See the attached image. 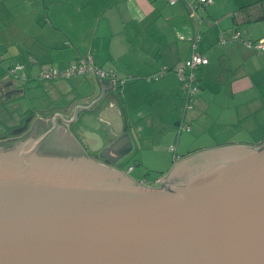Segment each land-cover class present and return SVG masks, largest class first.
Segmentation results:
<instances>
[{
  "label": "crops",
  "instance_id": "crops-1",
  "mask_svg": "<svg viewBox=\"0 0 264 264\" xmlns=\"http://www.w3.org/2000/svg\"><path fill=\"white\" fill-rule=\"evenodd\" d=\"M191 7L195 8L192 15ZM233 29L248 41L264 37V0H212L204 6L196 0L173 4L167 0H0V75L20 63L27 80H36L40 68H65L79 57H90L97 67L116 72L125 79L123 84L94 75L49 80L54 82L44 87L77 96L43 121L55 113L72 118L71 110L92 102L100 95L101 84L111 81L89 108L97 109L102 124L115 122L120 128L122 123H132L133 151L113 167L135 181L144 180L142 184L159 186L157 180L183 158L225 146L264 144V50L241 42L222 43L221 35L227 37ZM196 36L195 51L208 63L197 71L200 91L184 111L174 68L191 55ZM163 69L157 79L147 80ZM2 78L4 87L11 84ZM77 117L67 122L56 115L55 128L66 131L81 154L86 151L94 157L95 136L88 134L86 139L87 131L77 130ZM134 118L155 131H144ZM181 120L189 130L179 127ZM173 139L176 158L168 149L144 146L146 140L169 143ZM198 139L211 143L194 146ZM146 152L157 161L168 158L166 170H160L162 176L153 183L142 170L158 169V162L147 161Z\"/></svg>",
  "mask_w": 264,
  "mask_h": 264
},
{
  "label": "water",
  "instance_id": "water-1",
  "mask_svg": "<svg viewBox=\"0 0 264 264\" xmlns=\"http://www.w3.org/2000/svg\"><path fill=\"white\" fill-rule=\"evenodd\" d=\"M100 95L73 111L88 107L94 157L39 151L56 115L73 119L59 113L0 146V264H264V144L196 153L147 186L113 167L134 145L89 108Z\"/></svg>",
  "mask_w": 264,
  "mask_h": 264
},
{
  "label": "rangeland",
  "instance_id": "rangeland-1",
  "mask_svg": "<svg viewBox=\"0 0 264 264\" xmlns=\"http://www.w3.org/2000/svg\"><path fill=\"white\" fill-rule=\"evenodd\" d=\"M5 64H6L5 67H7L9 63L6 62ZM0 76L4 77L6 80H8V82H11L9 86L4 87L5 81L2 77H0V135L11 136L17 134L29 122L32 123L29 128L31 131L32 125L35 122V120H37L38 118L43 119L47 114L51 113L53 109H59L60 107L67 105L66 101L74 100V98L77 96L75 93L63 94L62 93L63 91L61 89H50V88L48 89L44 87L45 83L47 82L53 83L54 82L53 80L49 81L44 79H40V80L36 79V80H26L23 82L19 78L10 75L7 72V70L6 71L3 70ZM79 76H88V75H79ZM60 80L68 81L66 78ZM73 111L74 109L71 110V114H74ZM84 113H85L84 110L77 109V112L75 113L77 114L76 116H78L76 120V124L80 125L83 123V120H81V118L84 115ZM50 118L51 117L44 119V121L46 122L45 126L43 125L42 122L38 123L42 129H45L49 125L47 124V121H50ZM134 119L136 121V124L137 125L140 124L144 131H147L148 129L149 132L155 131L153 130L154 128L152 126L150 127L145 126L144 124H142L144 122L141 123V121L139 120L137 121L136 118ZM72 127L73 126H71V128L69 129L73 130ZM36 128L35 131L39 129ZM132 130H133V126L131 123L129 125L130 133L133 132ZM39 134L40 133H38V136ZM67 135L59 134L54 139L56 140V143H59L61 146H65L66 148L68 147L73 148L75 144L72 140V137L71 136L66 137ZM174 143H175L174 139L169 143L166 142L159 143L158 141H154V140H146V142H144V146H149L150 144H152L158 146L159 149L162 148L168 149L169 153L174 158H176L177 156H174L175 153L169 149V146L173 145ZM193 143L194 146H201V145L204 146L210 144L211 141L207 139L206 140L198 139L195 142L193 141ZM153 155L154 154H151L150 152L149 153L146 152V160L149 162L157 161L155 160L156 158H154ZM162 155L163 153L161 154V156ZM120 161L123 162L124 158L121 159ZM157 162L158 163L156 166L158 167V169L148 168L142 170V174L147 177L146 180L149 183L150 182L153 183L156 178L162 176L160 170L162 171L166 170L164 165L168 164V158L166 156H163L160 159H158ZM125 163L128 164V160H126ZM136 168L139 169L140 166H136Z\"/></svg>",
  "mask_w": 264,
  "mask_h": 264
},
{
  "label": "built area",
  "instance_id": "built-area-1",
  "mask_svg": "<svg viewBox=\"0 0 264 264\" xmlns=\"http://www.w3.org/2000/svg\"><path fill=\"white\" fill-rule=\"evenodd\" d=\"M177 0H167L168 3L173 4ZM201 6L207 5L212 2V0H196ZM195 13V8L191 7L190 14ZM198 40V36H196L191 43L192 53L191 55L185 59L181 64H179L176 68H174V72L177 76L179 82V88L183 96V110L189 109L192 107V101L196 97V95L200 91V86L198 84L197 71L200 67L208 63L207 57L201 55L195 51L196 42ZM227 41L230 42H241L246 46L251 47L256 51L264 50V37L256 40V41H248L241 36V33L237 29H233L229 31L228 36L221 35V42L225 43ZM163 69L159 73L153 75V77H147V80L157 79L160 75L163 74ZM7 72L19 78L21 81H26L29 77L24 70V67L20 63H15L7 68ZM74 75H94L95 77L100 78H111L114 82H119L123 84L125 79L117 75L113 70H104L97 67L90 57H79L72 61L65 68H58L54 66H44L40 68L38 71L36 78L51 80L56 78H68ZM179 127L189 130V125L181 120L179 122ZM169 149L174 151V146L170 145ZM133 166L129 167L131 170ZM159 182V180H157ZM139 183H144V180Z\"/></svg>",
  "mask_w": 264,
  "mask_h": 264
},
{
  "label": "flooded vegetation",
  "instance_id": "flooded-vegetation-1",
  "mask_svg": "<svg viewBox=\"0 0 264 264\" xmlns=\"http://www.w3.org/2000/svg\"><path fill=\"white\" fill-rule=\"evenodd\" d=\"M39 122L37 121L35 123V127L37 126V129L35 132L30 131V125L32 124L31 122L27 123L25 127L19 131L17 134L14 135H0V146L3 147H9L12 146L14 143L27 139L28 135L32 133L33 137H38V133L42 131L43 129L41 126L38 124ZM37 132V133H36ZM44 133V131L39 135L41 136ZM59 134H64L67 135L66 131H64L61 127H56L54 128L40 143L39 145V151L45 152V153H53V154H73V155H80V151L77 149V145L75 144L73 148H66L65 146H61L59 143H56V140L54 139L56 136ZM29 135V136H30ZM67 135L66 137H68ZM11 144L8 146V144Z\"/></svg>",
  "mask_w": 264,
  "mask_h": 264
},
{
  "label": "trees",
  "instance_id": "trees-1",
  "mask_svg": "<svg viewBox=\"0 0 264 264\" xmlns=\"http://www.w3.org/2000/svg\"><path fill=\"white\" fill-rule=\"evenodd\" d=\"M45 129H43L42 131H40V134L44 131ZM11 145L10 143L8 144V146Z\"/></svg>",
  "mask_w": 264,
  "mask_h": 264
}]
</instances>
